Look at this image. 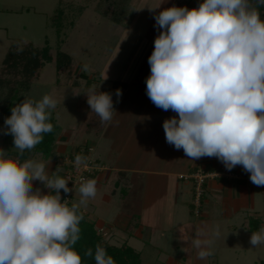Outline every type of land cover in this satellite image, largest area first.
<instances>
[{"label":"clouds","instance_id":"9594fccd","mask_svg":"<svg viewBox=\"0 0 264 264\" xmlns=\"http://www.w3.org/2000/svg\"><path fill=\"white\" fill-rule=\"evenodd\" d=\"M264 0H203L196 8H166L154 15L161 31L148 58L146 94L163 111L176 113L163 122L166 142L190 160L216 158L231 171L236 166L250 181L264 186ZM159 6L150 11L155 12ZM140 10V9H139ZM18 48V51H22ZM88 71V65L83 66ZM100 89V86H99ZM87 103L102 122L113 120L112 95L89 87ZM120 102L122 90L115 93ZM57 101L45 94L25 98L4 119L3 135H12L17 152L0 148V264H83L74 249L80 239V205L97 193L95 179L82 182L79 204L69 207L67 179L49 177L46 165L23 159L53 131L48 122ZM77 168L87 158L76 155ZM39 181L48 190L33 189ZM219 225L199 228L191 238L197 258L212 256ZM252 247L264 244V227L252 232ZM84 256L92 257L88 248ZM95 264H116L97 244Z\"/></svg>","mask_w":264,"mask_h":264},{"label":"rangeland","instance_id":"374dc122","mask_svg":"<svg viewBox=\"0 0 264 264\" xmlns=\"http://www.w3.org/2000/svg\"><path fill=\"white\" fill-rule=\"evenodd\" d=\"M165 1H127L124 18L134 27L140 23L144 27L140 30L142 35L135 37L129 35L131 36L129 43L134 42L138 48L134 53L136 47L134 50L133 47L129 49L125 46L123 50L121 47L124 37H127V31L123 34V28H118L116 22L98 11L95 5L89 4L80 17L72 13L73 6L84 3L85 0H0V57L6 54L14 40H29L40 48H48L45 55H42V50L32 51L34 55L24 62L28 65L25 69L29 74L34 68V73L39 74L40 71L41 77L39 81L31 84L29 91L19 102L12 103H20L25 98L40 100L45 94L57 101L56 108L50 111L58 124L57 141H63L57 142L58 152L62 154L58 160L62 164L66 157L75 153L78 144H87L85 136L81 139L77 138L76 141L73 139L75 133L73 130L81 122L83 111L75 105L77 98L72 91V80L77 79L81 82V78L84 79L82 76L84 65H88L87 73H89L91 69L100 70L104 66L108 68L107 65L113 64L116 59L118 62L115 69L122 70L125 66H127L125 71L129 66H131L130 70L134 69L138 58L157 29L154 15L162 11L161 7ZM159 5L155 12L148 8ZM74 24L76 26L71 29L70 26ZM60 49L69 51L78 59L68 85L62 84L65 79L60 81V84L58 81L61 78L58 80L56 75L59 67L55 62L61 61L57 52ZM123 54L126 56L123 57ZM47 56H51L53 60L51 63L46 61ZM41 67L42 69L39 70ZM3 136L0 131V142ZM89 140V143L96 147L94 158L105 168L99 160H104L101 152L102 142L94 136L89 137ZM122 141H125L124 137ZM30 159L43 162L46 165L47 174L50 170L61 171L57 165L59 161L56 162V159ZM104 175L95 179L97 181L96 196L89 198L86 206L80 205L79 208L95 220L103 239L116 245L126 241L137 250H143L146 242L156 247L157 261L153 257L147 258L146 253L143 252L145 264H264V244L256 247L249 244L251 233L264 227V186L253 185L252 201L244 205V208L238 205L231 207L222 205L209 189L202 196L200 215L196 216L190 213L189 205H175L174 209L167 204L141 206L138 205V200L133 201L132 196L123 200L120 192L115 196L109 195L108 188L111 183L106 181L108 172L105 179H103ZM101 178L106 181V184ZM80 186L81 184L77 185L73 191V201L78 204L81 199ZM36 188H40L44 194L48 192L39 181L33 182V189ZM193 199L194 189L191 203ZM126 202L128 204H124ZM251 205L252 207L248 208ZM134 213H141L143 223L146 226H148L147 223H152L155 229L152 231L146 227L138 229L135 221H131ZM187 219L192 221V225L186 224ZM216 225H219L220 235L214 239L212 247L214 254L204 260L198 259L197 250L192 246L191 238L197 229L212 228Z\"/></svg>","mask_w":264,"mask_h":264},{"label":"crops","instance_id":"0c3cea01","mask_svg":"<svg viewBox=\"0 0 264 264\" xmlns=\"http://www.w3.org/2000/svg\"><path fill=\"white\" fill-rule=\"evenodd\" d=\"M199 2L202 3L203 1L166 0L161 9L164 10L173 5L177 7L186 6L192 9L198 7ZM115 24L118 25V28H123V34L127 31V37H124L122 41V50L125 46H128L129 49L133 47L134 50L137 45L134 42L129 43L131 41L129 35L133 37L142 35L140 30H142L143 24H136L134 27L128 20L124 23L116 22ZM160 31V29H156L144 52L138 58L134 69L130 70L131 66L128 67L127 71H125L127 66L122 70L115 69L118 62L116 59L113 64L107 65L108 68L104 66L100 70L91 69L89 73L82 71L84 79L81 78L80 92L87 88L86 83L91 79V86L94 84L97 86V90L112 95L113 107L116 111L113 120L106 122L99 133L92 130L80 137H75L76 129L73 130L75 132L73 139L76 141L77 138L81 139L85 136L86 145L94 147V154L96 147L89 143V137L99 138L103 144L101 152L104 160H99L105 168L87 180L96 179L108 172L106 181L111 183L108 188L109 195L115 196L120 192L123 200L132 196L133 201L138 200V205L141 206L167 204L173 208L175 205H189L191 207L189 208L190 213H193V202L191 203L190 199L193 194L194 179L189 176L202 171L208 175L205 180L204 195L210 189L214 193L212 195L222 205H229L230 207L238 205L244 208V205L250 204L252 201L254 184L249 179L250 174L245 172L241 166H236L228 171L214 157H203L193 161L185 156L183 149L176 150L166 142L163 122L177 114L171 110L163 111L156 107L146 94V78L150 75L148 58L154 50V40ZM137 49L136 47L134 53ZM125 56L126 54H123V57ZM117 89L122 90L119 103H116L115 93ZM81 109L84 116V109ZM122 137L125 138L126 142L122 141ZM57 142L63 141L58 140ZM68 147L70 148L69 145ZM35 159L40 160V158ZM52 172L50 170L48 175L50 176ZM105 175L104 178L102 176L103 179H105ZM103 179L102 181L106 184ZM104 194L108 196L106 193ZM124 204H128V202ZM251 207L252 205L248 208ZM132 217L131 221H135L138 229L141 227L150 228L151 231L155 229V226L151 225L152 223H147L149 227L143 223L144 219L141 220V213H134ZM186 224L192 225V221L187 219ZM147 243L150 242H146L144 248Z\"/></svg>","mask_w":264,"mask_h":264},{"label":"trees","instance_id":"16d2710c","mask_svg":"<svg viewBox=\"0 0 264 264\" xmlns=\"http://www.w3.org/2000/svg\"><path fill=\"white\" fill-rule=\"evenodd\" d=\"M127 1L128 0H85L84 3L73 6L71 11L80 17L89 4L93 6L95 5L98 11L105 14L112 21L124 23L126 21L124 16L126 15ZM259 11L261 13V18L264 19V6H261ZM75 24L70 26L71 29L76 26ZM18 48H22L23 50L18 51ZM39 48L40 46H36L29 40H14L10 44L6 54L0 57V130L4 128L5 117L11 115V108L15 106V104L12 102H19L29 91L31 84L33 82L39 81L41 77L40 71L39 74L34 73V68L31 70L32 73L29 74L25 69L28 67V65L27 63H24L27 62V58L34 55L32 51L42 50V55H45V53L48 52V48ZM57 52L62 61L55 62L57 63V67H59L57 69L56 75L58 80L61 78L58 82L60 83V81L65 79L64 83L62 84L68 85L72 75L71 72L77 65L78 59L69 51L60 49ZM51 56H47V62L51 63L53 61L51 60ZM41 69L42 67L39 70ZM91 82V79L87 81V88L83 92H80V86L82 82L78 81L77 79H74L71 82L73 94L78 98L76 101V106L78 108L84 109V116L75 130V137H80L84 133L91 132L92 130H94L96 133H99L106 123L102 122L100 117L95 112L90 110V106L87 103V97L85 94L91 86ZM48 122L53 125V131L42 134V142L31 150H25L22 160L30 158H40L43 160L56 159V162L59 161L57 165L59 168H61V171H53L49 177L51 178L54 176H59L60 178H63L64 164L58 160L59 157H62V154H60L57 149L58 145L56 136L58 124L53 115H51V118ZM0 143V148H6L4 150L8 151L9 154H16L17 150L13 148L14 145L12 135H4ZM75 149L76 150L74 154H79L80 152L87 149V145L78 144ZM78 211L83 213V219L79 224L81 229L80 239L73 247L78 252V254L81 255L83 264H95L94 254L97 244L102 245L106 249L107 254L114 258L116 264H145L143 252L146 253L147 258L153 257L155 258V261H157V250L152 244L147 243L143 250H137L133 248L126 241L121 245H116L111 241L103 239L94 219H92L87 214H84V211H82L81 208H79ZM88 248H92L93 250L92 257L84 256V252Z\"/></svg>","mask_w":264,"mask_h":264},{"label":"built area","instance_id":"2783aa9c","mask_svg":"<svg viewBox=\"0 0 264 264\" xmlns=\"http://www.w3.org/2000/svg\"><path fill=\"white\" fill-rule=\"evenodd\" d=\"M76 155H81L82 157L87 158V167L81 166L79 168L75 165V157ZM104 168L99 164L98 160L94 158V147L89 145L85 151L80 152L79 154H70L65 158L64 162V172L63 178L69 180L68 187L70 189L74 188L81 184L82 182H86V180L94 175L95 173L103 170ZM219 174V173H218ZM216 176V173L214 174ZM194 179V199H193V213L196 216L200 215L201 201L202 196L204 194V185L205 180L208 177L202 171H198L189 176ZM73 191L65 194L63 190H61L62 199H68L69 207L74 203L73 201Z\"/></svg>","mask_w":264,"mask_h":264}]
</instances>
